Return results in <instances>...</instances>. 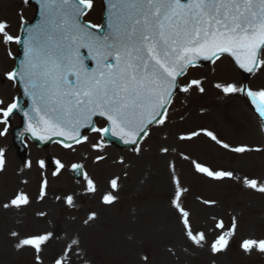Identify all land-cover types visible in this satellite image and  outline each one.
<instances>
[{
	"label": "snow or ice",
	"instance_id": "obj_1",
	"mask_svg": "<svg viewBox=\"0 0 264 264\" xmlns=\"http://www.w3.org/2000/svg\"><path fill=\"white\" fill-rule=\"evenodd\" d=\"M23 2L27 4L28 0ZM37 2L39 23L27 27L23 36L13 34L8 20L0 19V47L9 57L12 45L23 49L19 65L6 71L4 77L13 86L22 87L23 94L31 101L25 109L16 97L7 103L0 99V138L7 136L12 118L22 113L24 131L41 143L52 141L73 153L78 147L88 145L93 152L102 153L105 137L111 136L125 145H135L131 151L140 156L145 151L141 145L151 138L153 129L160 130L163 134L158 154L165 158L170 172L173 192L169 206L179 226L184 250L207 248L213 257L227 254L238 234L237 217H231L230 226L223 219L213 217L212 240L205 230L195 228L193 213L185 206L189 188L184 186L176 162L169 160V156L176 154L180 160L187 161L194 175L209 182L222 184L235 180L243 189L261 196H264V182L212 167L178 151L167 143L169 137L164 130L173 123L178 103L186 111L192 97L206 94L208 75H192V70L203 66L201 62L212 65L214 75L218 62L223 63L225 57H230L235 69L252 77L264 75V0H103L106 30L104 24L83 20L95 11L96 0ZM25 24L20 13V27L24 28ZM81 49L87 50V59L95 67L85 66ZM211 87L222 98L247 97L259 114L260 132L264 134V87L221 81L212 82ZM185 119L181 113L179 120ZM85 131L95 134L99 138L97 142L92 143ZM201 137L236 157L243 158L249 153L264 155V147L234 146L208 128L175 133V139L181 144L196 143ZM105 159L104 155H97L93 163L100 164ZM52 163L55 165L53 179L69 171L82 184L79 193L54 194L57 204L76 209L78 196L96 198L98 194L99 203L105 207L118 202L119 175L108 181L109 190L101 192L83 163L69 166L59 158ZM116 163L125 165L123 158ZM35 165L40 170L35 202L40 204L49 197L50 180L45 159H38ZM6 166V152L0 148V173L6 171ZM32 167L33 162L29 160L21 171ZM20 183L27 185L28 180L21 179ZM197 199L209 208L217 204L215 200ZM32 204V195L18 189L0 203V208L5 212L12 209L21 212ZM47 215L46 211L36 212L42 219ZM98 219L96 211H89L83 224L90 225ZM9 235L14 251L30 254L33 264H45L44 253L58 238L50 230L26 234L12 230ZM80 248L78 236L65 237L60 252L52 257L50 264H71L72 256L80 255L77 251ZM239 248L245 256L264 257V238H241ZM141 259L150 264L148 255Z\"/></svg>",
	"mask_w": 264,
	"mask_h": 264
},
{
	"label": "rangeland",
	"instance_id": "obj_2",
	"mask_svg": "<svg viewBox=\"0 0 264 264\" xmlns=\"http://www.w3.org/2000/svg\"><path fill=\"white\" fill-rule=\"evenodd\" d=\"M100 8L96 0L95 11L83 20L99 24ZM20 13L24 21H27L32 18L34 9L23 0H0V19L8 20L13 34L20 26ZM10 51L12 55L15 54V45L11 46ZM11 57L0 47V77L10 69ZM212 67L206 65L192 70V75L197 77L208 75L205 84L207 92L203 96L192 97L186 111L179 103L176 105L173 123L164 130L169 137L167 143L212 167L232 170L240 177L248 175L261 179L263 175L264 181V167L259 169L256 166L259 162L264 163L262 154L249 153L240 158L217 149L203 137L190 144H181L175 139V133L179 131L203 127L213 130L222 140L234 146L246 144L262 147L258 133L255 139L247 134L248 127L252 123L256 124L254 114L247 107V97L238 95L222 98V94L211 87L215 81L243 85L240 75L226 59L223 63L218 62L214 75L211 73ZM246 85L264 87V75L252 77ZM8 95H12L11 89ZM181 113L186 117L184 121L179 120ZM12 126H15L14 121ZM86 134L91 137L92 143L99 139L95 134ZM162 134L160 130L153 129L151 138L141 145L145 151L140 156L111 145H106L102 153L93 152L88 145L78 147L73 153L56 143L47 150L34 146L36 149L31 150L27 160L18 157L16 151L6 154V171L0 173V203L11 197L16 190L23 189L32 195L33 204L21 212L14 209L5 212L0 208V264H33L30 254L14 251L9 235L12 230L22 234L50 230L57 234L58 238L44 253L45 264H50L52 257L60 252L65 237L77 236L81 240V248L77 250L80 255H73L71 264H145L141 259L145 254L150 264H264V257L256 254L245 256L239 248L241 238H264V198L258 197L259 193L243 189L235 180L217 184L201 179L191 172L187 161L171 154L168 159L175 160L177 173L184 186L189 188L185 206L193 213L194 227L205 230L208 239L212 240L215 235L213 217L223 219L230 226L231 217L235 215L239 224L238 234L227 254L213 257L207 248L184 250L179 226L169 206L173 192L170 172L167 161L158 154ZM2 145L0 141V148H3ZM97 155H104L106 159L100 164H94ZM56 158L69 166L72 163H83L89 175L97 181L101 192L109 190L108 181L119 175L121 188L117 193L118 202L112 207H105L99 203L98 194L96 198L78 196L76 209L57 204L53 199L54 194L79 193L82 184H78L69 171L53 179L51 173L55 165L52 161ZM120 158L124 159L127 166L116 163ZM38 159H45L48 165L46 174L50 180L49 197L40 204L35 202L40 179V170L35 165ZM29 160L33 162L32 169L21 171L24 163ZM21 179H27L28 184H21ZM198 197L215 200L217 204L211 208L206 207ZM38 211H46L47 217H37ZM89 211H96L99 219L84 225L83 220Z\"/></svg>",
	"mask_w": 264,
	"mask_h": 264
},
{
	"label": "bare ground",
	"instance_id": "obj_3",
	"mask_svg": "<svg viewBox=\"0 0 264 264\" xmlns=\"http://www.w3.org/2000/svg\"><path fill=\"white\" fill-rule=\"evenodd\" d=\"M255 121H256V126L252 123L249 127H248V130H247V134L251 137V138H253V139H255L256 138V132L259 134V136H260V138H261V141H262V136L261 135H263L261 132H260V126H261V123L259 122L258 123V121H257V119H255ZM10 150V149H9ZM257 168H259V169H262L263 167H264V163L263 162H259L257 165ZM262 177H261V181L262 182H264L263 180H262V178H263V175H261ZM258 197H261V198H264V196H261V195H257Z\"/></svg>",
	"mask_w": 264,
	"mask_h": 264
},
{
	"label": "water",
	"instance_id": "obj_4",
	"mask_svg": "<svg viewBox=\"0 0 264 264\" xmlns=\"http://www.w3.org/2000/svg\"><path fill=\"white\" fill-rule=\"evenodd\" d=\"M113 138L117 140V138H115V137H113ZM106 139H107V140H110L108 137H106ZM120 144H122V143H120Z\"/></svg>",
	"mask_w": 264,
	"mask_h": 264
}]
</instances>
